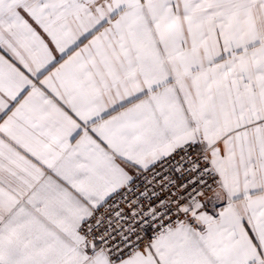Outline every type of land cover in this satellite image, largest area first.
<instances>
[{
  "label": "snow or ice",
  "instance_id": "obj_1",
  "mask_svg": "<svg viewBox=\"0 0 264 264\" xmlns=\"http://www.w3.org/2000/svg\"><path fill=\"white\" fill-rule=\"evenodd\" d=\"M0 264H264V0H0Z\"/></svg>",
  "mask_w": 264,
  "mask_h": 264
}]
</instances>
